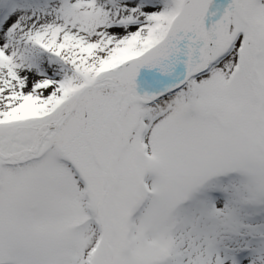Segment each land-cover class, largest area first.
<instances>
[{"label":"snow or ice","instance_id":"obj_1","mask_svg":"<svg viewBox=\"0 0 264 264\" xmlns=\"http://www.w3.org/2000/svg\"><path fill=\"white\" fill-rule=\"evenodd\" d=\"M0 264H264V0H0Z\"/></svg>","mask_w":264,"mask_h":264}]
</instances>
